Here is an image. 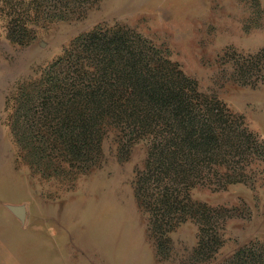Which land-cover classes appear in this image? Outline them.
<instances>
[{
  "label": "rangeland",
  "instance_id": "374dc122",
  "mask_svg": "<svg viewBox=\"0 0 264 264\" xmlns=\"http://www.w3.org/2000/svg\"><path fill=\"white\" fill-rule=\"evenodd\" d=\"M95 31L154 50L228 120L229 141L200 157L183 191L192 217L165 236L136 197L148 133L131 142L113 120L100 124L84 172L52 145L38 159L24 148L23 136L39 144L50 130L49 78H75L78 89L101 78L102 50L76 41ZM253 244L264 255V0H0V264H227Z\"/></svg>",
  "mask_w": 264,
  "mask_h": 264
},
{
  "label": "trees",
  "instance_id": "16d2710c",
  "mask_svg": "<svg viewBox=\"0 0 264 264\" xmlns=\"http://www.w3.org/2000/svg\"><path fill=\"white\" fill-rule=\"evenodd\" d=\"M117 33L112 31L113 37L106 41V36L98 38L96 31L76 39L92 42L90 49L102 50V61L95 65L101 78H90L84 89H78L75 78L71 79L73 83L59 73L49 78L48 92L52 94L45 102L49 109L42 118L51 121L50 130L42 131V146L23 136L24 148L27 155L38 159L37 151L46 153L52 145L73 159L65 160L73 163V168L84 172L95 163L100 149V124L113 120L131 142L148 133L153 146L145 169L138 174L136 197L148 208L153 230L165 236L178 222L192 217L194 202L183 191L188 192L193 184L190 181L199 171L200 157L213 147L220 149L222 138L229 141L230 136L222 128L228 120L220 106L212 108L208 100L198 96L194 86L185 85L189 79L181 71H168L166 65L155 63L154 50L148 53L141 43L129 45L126 35ZM99 40L106 43L99 45ZM84 71L81 68L79 78L88 75ZM203 209L205 213V206ZM162 241L157 240L161 251ZM211 243L201 247V260L210 257ZM255 246L241 249L227 264H264V255L252 253Z\"/></svg>",
  "mask_w": 264,
  "mask_h": 264
},
{
  "label": "water",
  "instance_id": "95a60500",
  "mask_svg": "<svg viewBox=\"0 0 264 264\" xmlns=\"http://www.w3.org/2000/svg\"><path fill=\"white\" fill-rule=\"evenodd\" d=\"M15 214H17L21 219L24 218V208L23 207H12L11 208Z\"/></svg>",
  "mask_w": 264,
  "mask_h": 264
}]
</instances>
